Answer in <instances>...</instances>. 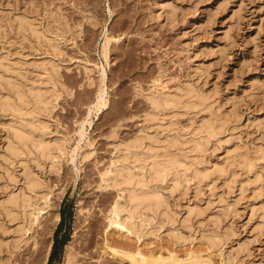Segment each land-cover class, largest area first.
Listing matches in <instances>:
<instances>
[{
	"label": "rangeland",
	"instance_id": "374dc122",
	"mask_svg": "<svg viewBox=\"0 0 264 264\" xmlns=\"http://www.w3.org/2000/svg\"><path fill=\"white\" fill-rule=\"evenodd\" d=\"M19 16L32 20L41 35L16 26ZM0 23L6 28L1 32L6 35L0 33V56L19 65L14 69L22 68L17 70L24 71V84L44 87L56 99L47 111L39 107L43 116L39 109L36 113L48 123V137L66 141L57 171L38 166L26 154L29 166L10 159L13 114L1 101L11 93L0 84V203L20 191L28 167L52 190L40 225L16 247L18 221H10L0 204L2 258L9 264H130L104 253L107 241L160 254L166 264L173 257L180 260L177 264H199L190 252L212 264H264V0H0ZM106 37L111 39L107 47ZM102 66L108 73L107 105L98 111ZM158 79L172 91L183 88L181 94L193 85L199 95H207L210 108L188 109L184 100L179 109L162 114L167 129L159 131L148 118L152 106L146 96ZM213 120L220 122L219 131L209 138L201 132ZM149 126L154 135L176 133L187 144L203 135L199 140L205 151L194 148L195 140L185 150L193 149L190 157L198 154L197 165L212 173L201 181H183L174 191L162 189L167 216L149 211L153 231L138 241L108 228L118 190L100 184L116 147ZM243 158H256L254 167L248 169ZM62 209L66 221L60 228ZM56 242L58 253L51 257Z\"/></svg>",
	"mask_w": 264,
	"mask_h": 264
},
{
	"label": "bare ground",
	"instance_id": "6f19581e",
	"mask_svg": "<svg viewBox=\"0 0 264 264\" xmlns=\"http://www.w3.org/2000/svg\"><path fill=\"white\" fill-rule=\"evenodd\" d=\"M26 17L27 16H25V18H21V16H19L20 19L17 18L18 25H15L21 29H24V31L26 28H29L30 31H33V34L35 32L38 34L40 31L34 27L36 26L35 23L33 24V22H31L32 20L30 19L31 21H29V19ZM4 27L5 25L0 23V33L2 30L3 32L6 31V28ZM20 31L21 30L19 29V32ZM5 33H1V35H6ZM36 33L34 35L39 36ZM44 37L46 36L44 35ZM110 40L111 39L109 37H106L104 44L105 47L108 46ZM3 58L2 61L0 59V84H2L3 87L8 88L7 92L9 91L11 93L10 95H14L13 98L10 97V95L9 97L4 95L2 98L3 101V99L6 97L4 99V104H2L1 101L2 107L4 106V109L7 112L10 111V114H13V119L11 118V121L8 123L10 127L8 130L11 129L10 134L12 135V138H9V143L7 146L9 158L13 159V161L19 158L21 161L26 154L31 156L35 162L37 160L36 164L38 166L48 164L50 166V171H57L61 168V162L66 155V141L63 136L60 135L48 137L49 125L43 118L42 120L39 118V116L41 117L43 113L40 111L39 107H42V111H45L48 106L53 108L52 106H55L56 99L47 96L48 90L44 89L43 86L42 89L40 86L33 83V85L29 84L30 86L28 84H24L26 83L24 81H27L28 83V80L21 78H25V73L22 76L24 71L22 72L20 70L21 74L20 72L18 73L19 69L17 70V68L20 67H17L16 69L13 68L18 64L15 65L13 64L14 62L10 64V62H12L11 60L9 62L7 61L8 59H6V57L5 60ZM3 60L4 62L6 61V64L3 62ZM99 71L101 83L98 90L99 98H97L98 101L95 103L96 107L97 105L99 106V108L97 107L98 111L107 105L106 80L108 78V73L105 66L99 68ZM11 75H13L14 78H12L13 76ZM16 75H18L17 77H20V79H17ZM31 82L35 81L32 80ZM154 82L156 83L148 88V92L146 91V96L152 106V111H150V113L148 112V118L152 122V125L158 127L159 131L167 129V126L164 124L165 122H163V119L161 118L162 114H164V112L167 110L172 111L177 107L179 109L180 103L186 101V103L183 104L186 105V108L188 109H192L194 106L195 107L193 109L197 107L199 110L201 109L200 107L205 110L207 109L206 106H208L209 102L207 95H199V91L196 90L195 87L193 88V85H190L192 87L188 86V88L184 87V91H188H186L184 94H181L179 91H181L183 88L180 90V87H178L179 90L172 91L169 87L167 88L164 80L158 79ZM44 90L47 91L45 92ZM137 91L140 92L138 88ZM53 95L57 97L58 93L56 95L55 92ZM184 96H187V99L184 98ZM187 102L188 104L189 102L192 103H190V107H188L189 105H187ZM182 105L181 108L183 107ZM29 106H32L33 109H30ZM26 107H29L30 111H28L29 109ZM34 108L35 111H33ZM36 109H39L41 115H39L38 112L36 113ZM214 121L216 120H213V123H209L210 126L205 124L204 126L208 127H206L207 131H205V129L202 130L204 132L201 133L207 134L206 132H208V137L209 135H216L218 133L217 131H219L216 129V123L220 124V122ZM219 124L217 125L221 126ZM204 126L200 127L204 129ZM147 128L148 129H141L140 132L128 143L122 145L120 144L118 147H116L117 151L111 160V166L102 173V181L100 184V187L103 189L116 188L118 190V199L110 209V214L108 216V228L110 229L115 227L118 228V231L121 229L120 232L122 235L127 233V235L135 236L138 241H142L148 232L153 231V229H150L154 223H152L153 220L150 219L151 217L148 215L149 211L157 217L167 216V210H169V208L162 189L170 188L171 191H174L180 187L183 181H191L194 178L201 181L205 177H209V175H211L210 173H212L209 171L208 166H198L199 162L196 163L195 161L198 159V154L196 157L193 155L194 159L193 157H190V153L188 152L192 151L193 149L190 151L185 150V144L188 146V148L186 146V149H189L190 145L188 144L194 142L195 140V143H191L195 144L194 148L197 150L204 149L205 151L206 147H203V141L199 140L203 135L200 138H196L194 140L190 139L191 141L189 140L190 142L187 144L188 140H185V143L183 142L184 140L181 142V140H179V138L175 135L176 133H170V136L172 135L171 137L168 133H166V137L164 138L156 135L157 133L154 135L151 131V126ZM79 133L82 140L85 136L84 123H81V129ZM208 137H206L207 141H209L210 138ZM79 147L80 143L75 147L74 151H76V149ZM195 149L194 151L196 152ZM193 152H191V154ZM73 160H75L74 157ZM253 160H256V158H253ZM253 160L252 158H245L242 163H244L247 168H253L255 165V161ZM23 161L26 165L27 160ZM23 167L27 168V166ZM246 167L245 169H247ZM25 169L23 168L24 171ZM222 169L223 167H221L220 170L217 169V171H220L221 173L223 171ZM27 170H29V172L26 174L27 176L24 174L26 178L24 179L25 181L23 182L20 191H14L11 194H8L6 200H4L3 203H0L1 208L4 210V213H6V216L10 219V221H18L16 227V233L18 237L13 240V245L15 247L18 246L22 241L26 240V235L30 233L35 224L37 226L40 225L41 216H43V213L46 212V209L49 207L52 194V190L48 188L46 180L43 179L41 175L34 171H30L29 167L26 169V172ZM11 177L15 178L14 175ZM189 211L193 213L194 210L190 208ZM56 216V220H59L61 217L59 213ZM210 239L211 242L213 241L212 244H214L215 239ZM36 244L37 241L35 240V246ZM108 251L109 254L111 253V255L113 254L116 257L121 256V259H126L130 262V264H166L165 260L167 259L163 258L160 254L152 253L147 255L143 253L139 247H129V249H125L123 247H117V245H108L106 241L103 252L105 253ZM72 258L70 257L68 259L70 260ZM189 258H194V260H196L199 264H212L209 260L203 259L201 255H197L193 252L189 253ZM45 259L47 258L45 257ZM73 260L74 259H72V261ZM172 260L173 261L171 264H177V262L180 261L177 257H173ZM9 262L10 261L8 259H4L0 256V264H9ZM69 262H67V264H70ZM74 262L75 261H73V263Z\"/></svg>",
	"mask_w": 264,
	"mask_h": 264
},
{
	"label": "trees",
	"instance_id": "16d2710c",
	"mask_svg": "<svg viewBox=\"0 0 264 264\" xmlns=\"http://www.w3.org/2000/svg\"><path fill=\"white\" fill-rule=\"evenodd\" d=\"M61 215H62V217H61L60 228L63 227V225H64V223H65V221H66L65 209H62V210H61ZM63 243H64V241L62 242V244H63ZM59 244H60V243H59ZM58 249H59V245H58V243L56 242L51 257L57 255V253H58Z\"/></svg>",
	"mask_w": 264,
	"mask_h": 264
}]
</instances>
